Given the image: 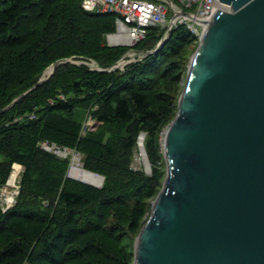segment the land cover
<instances>
[{"label": "trees", "instance_id": "16d2710c", "mask_svg": "<svg viewBox=\"0 0 264 264\" xmlns=\"http://www.w3.org/2000/svg\"><path fill=\"white\" fill-rule=\"evenodd\" d=\"M115 30L113 15L86 12L80 0H0V111L56 61L94 60L107 69L129 51L153 50L164 32L151 28L130 48L108 46L105 36ZM197 41L181 25L156 53L124 70L62 64L0 113V188L14 164L24 168L15 204L5 212L0 208V264H79L78 257L93 258L89 264H132L130 227L105 221L109 213L101 211L122 206L140 214V197L159 182L156 164L164 163L159 134L175 108L163 103L170 98L162 93L155 95L161 103L156 105L149 93L170 69L166 57ZM87 116L112 127L81 135ZM141 133L150 176L129 168ZM43 143L80 153L84 168L104 177L101 188L67 178L69 160L45 151ZM97 231L106 238L122 231L113 253L102 241L86 237Z\"/></svg>", "mask_w": 264, "mask_h": 264}, {"label": "water", "instance_id": "95a60500", "mask_svg": "<svg viewBox=\"0 0 264 264\" xmlns=\"http://www.w3.org/2000/svg\"><path fill=\"white\" fill-rule=\"evenodd\" d=\"M219 2L226 9L200 19L203 32L162 139L165 180L135 240L132 264H264V0ZM164 42L141 54L156 53ZM131 52L95 70H116ZM65 63L75 64L56 61L0 113ZM144 137L138 148L150 172ZM92 174L99 186L67 176L100 188L104 177Z\"/></svg>", "mask_w": 264, "mask_h": 264}, {"label": "rangeland", "instance_id": "374dc122", "mask_svg": "<svg viewBox=\"0 0 264 264\" xmlns=\"http://www.w3.org/2000/svg\"><path fill=\"white\" fill-rule=\"evenodd\" d=\"M168 17H170V15H168ZM116 32V31H115ZM115 32H113L112 34H114ZM111 34H107L105 36V41L107 43V45L109 44L108 41V36ZM197 42H187L185 44H182L183 46L179 49V52L177 54L174 55H170L168 57H166V62H168L169 64V71H167V75L165 76V79H160L157 80V85L153 88V90L149 93L151 100H153L156 105L157 104H161L158 99H156V94L157 93H162L163 96L169 97L170 98V103L167 102V100H165V102H163L164 104H170L169 106H173L175 108V111H173V113H171V117L167 120V122L165 123V125L162 127V131L159 134V138H161V151L163 154V148H162V139L164 136V131L168 128V126L170 125V123L173 121V119L176 116L177 113V105H178V101L180 98V95L182 93V89H183V83L185 81V77L188 71V67L191 61V57L194 54L198 43H199V38H197ZM128 42V41H126ZM126 42H121V43H117L119 44L118 46H122L123 44H126ZM116 44V43H114ZM130 48L129 46H125ZM132 55H127L124 58V64L122 66H120L119 68H122L121 70H124L125 66L133 61H136L138 58H142L144 55H141L139 53L136 52H132ZM132 56V57H131ZM71 61L75 64L78 65H84L87 66L89 69H95L98 68L97 64L94 60H72ZM48 68V67H47ZM47 68L44 70V72L47 70ZM44 72L42 73V76L44 74ZM41 76V77H42ZM170 78H175V81L171 80ZM62 97V96H61ZM156 99V100H155ZM112 127V125L109 124H105L102 125V121H98L97 119H93L90 116H87L85 121L83 122L82 125V130H81V135L85 134V131H91L92 133L97 131H102V130H109ZM95 132V133H97ZM115 135V134H114ZM140 136V135H139ZM139 139V137H138ZM138 139H137V145L135 147V149L133 150V154L131 157V161H130V165L129 168L132 171H141L142 173H144L147 176L152 175V167H151V163L149 161L150 164V172H148L145 169V165L144 162L140 156V151L138 148ZM55 148L54 145H51ZM55 149H53L54 152ZM58 151H61L62 153H64V156L58 155L56 154L58 157H63V158H67L69 160V170L68 173L72 167V163H73V158L77 157L79 159V164L81 169L88 171L87 169L84 168V158L83 156L78 153L76 150L74 149H57ZM164 160V158H163ZM162 160H159V162L156 164L157 165V170L161 171L162 173L158 176L159 178V182L155 183V185L152 187V192L150 195H145V196H141L140 197V202L141 204L143 203V210L140 214L134 213V212H130V211H125V209L122 206H115V207H110L106 210L101 211V214L103 213H109V215L105 216V221H109L112 223L118 222L121 224L126 225L125 227L127 228L128 226L130 227L129 229L132 231V237L130 239V245L132 248V262L134 259V245H135V240L143 226V224L145 223V221L147 220V218L150 215V211H151V207H152V203L154 202L155 198L157 197V194L159 193V191L162 188V184L165 180V175H166V164L165 162L162 164ZM14 165H18L17 167ZM11 168V172L7 178V181L5 183L4 186H2L0 188V208L2 210V212L7 211L8 209H10L11 207H13V205L15 204V200L17 195L19 194V189H20V179H21V175L22 172L24 171V168L19 165V164H14ZM16 173L15 176V182L13 183V185L9 184V180L11 177L12 173ZM91 172V171H90ZM94 173V172H92ZM98 174V173H95ZM68 175V174H67ZM100 175V174H98ZM102 176V175H101ZM67 178H69L67 176ZM71 179V178H70ZM73 180V179H72ZM77 181V180H74ZM79 182V181H77ZM81 183V182H79ZM84 184V183H83ZM101 188V187H100ZM8 196H11V200H12V196H13V201L12 204H9L7 206L6 203V198ZM7 201V202H11ZM107 223V222H106ZM122 231H117L115 233V237L113 236H109L110 238H106L102 236V233L100 231H97L95 233H86V237H92L95 238L97 240L102 241L103 245L108 248V251L110 253H113L114 250H116V244H115V240H117L116 238L120 235H122L121 233ZM130 236V234H129ZM91 257H78L79 259V264H89L88 262L90 261H94L93 258L90 259Z\"/></svg>", "mask_w": 264, "mask_h": 264}, {"label": "built area", "instance_id": "2783aa9c", "mask_svg": "<svg viewBox=\"0 0 264 264\" xmlns=\"http://www.w3.org/2000/svg\"><path fill=\"white\" fill-rule=\"evenodd\" d=\"M80 5L92 14L113 15L116 32L108 36V41L110 36L123 35L128 41L125 46L129 47L144 40L151 28L163 30L165 39L170 31L182 25L200 38L204 25L200 19L207 20L211 10L226 9L219 0H80ZM41 147L49 152L55 149V154L61 152L47 143Z\"/></svg>", "mask_w": 264, "mask_h": 264}, {"label": "bare ground", "instance_id": "6f19581e", "mask_svg": "<svg viewBox=\"0 0 264 264\" xmlns=\"http://www.w3.org/2000/svg\"><path fill=\"white\" fill-rule=\"evenodd\" d=\"M109 41L112 44H114V43L117 44V43H121V42H126L127 40H126V38L123 35H118V36H110L109 37ZM123 45H125V44H123ZM130 55H132V54L130 53ZM141 55H143V54H141ZM124 63H125L124 61L120 62L119 65H118V68L120 66H122ZM140 141L143 143L144 139L140 140ZM15 176H16V173L13 172L11 174V177H10V180H9V184L10 185H13V183L15 182ZM70 176L72 178H75V179L79 180V181H84V182H86L88 184H92V185H95V186H99L101 184V181H100V179L97 176L93 175L92 173H87V172H85V170L81 169L80 164H79V159L77 157L73 158L72 167L70 169ZM10 200H11V196H8L6 198V202L10 201ZM12 201H13V196H12L11 202H7V203L8 204H12Z\"/></svg>", "mask_w": 264, "mask_h": 264}]
</instances>
